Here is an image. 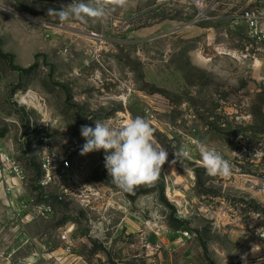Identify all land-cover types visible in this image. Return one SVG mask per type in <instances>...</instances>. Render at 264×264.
Masks as SVG:
<instances>
[{"label": "rangeland", "instance_id": "obj_1", "mask_svg": "<svg viewBox=\"0 0 264 264\" xmlns=\"http://www.w3.org/2000/svg\"><path fill=\"white\" fill-rule=\"evenodd\" d=\"M199 1L130 0L102 22L62 23L49 9L72 0H0V131L21 128L29 147L43 127L72 166L41 185L29 147L23 203L0 201V264H264V65L243 22L264 0ZM29 92L41 106L21 103ZM137 116L168 158L126 191L104 176L103 150L80 155V129ZM197 141L229 176L206 173Z\"/></svg>", "mask_w": 264, "mask_h": 264}, {"label": "clouds", "instance_id": "obj_2", "mask_svg": "<svg viewBox=\"0 0 264 264\" xmlns=\"http://www.w3.org/2000/svg\"><path fill=\"white\" fill-rule=\"evenodd\" d=\"M129 4L130 0H72L58 11L49 9V15L57 16L62 23L73 20L102 22L112 11L126 8ZM154 132L151 121L140 116L129 117L119 126L95 120V127L81 126L80 134L85 143L80 155L103 150L108 176L123 190L131 191L140 185H152L158 180L168 158V152L158 144ZM196 147L201 165L208 175L227 177L231 174L230 162L215 147L203 141H197ZM174 155L191 158L184 149Z\"/></svg>", "mask_w": 264, "mask_h": 264}, {"label": "built area", "instance_id": "obj_3", "mask_svg": "<svg viewBox=\"0 0 264 264\" xmlns=\"http://www.w3.org/2000/svg\"><path fill=\"white\" fill-rule=\"evenodd\" d=\"M243 22L247 29L249 37L261 48L264 46V10H250L243 16ZM259 48V49H260ZM262 63L264 65V52H262ZM37 136L29 142L31 149L37 150L39 153L40 167L44 173L43 183L41 185H49L54 182H60L67 178L68 173L72 170L66 154L59 152L51 145V139L48 133L42 128H38ZM26 137H21L24 141ZM13 174L20 181L24 179L23 170L20 166L7 154L0 153V181L5 179L6 175ZM68 174V175H66ZM71 176V175H70ZM71 181H74L71 177ZM37 214L47 218L51 215V208L42 206L37 208ZM187 235V233H185ZM255 235L259 239H264V231H256ZM65 243V251L71 252V245L68 238H63Z\"/></svg>", "mask_w": 264, "mask_h": 264}, {"label": "crops", "instance_id": "obj_4", "mask_svg": "<svg viewBox=\"0 0 264 264\" xmlns=\"http://www.w3.org/2000/svg\"><path fill=\"white\" fill-rule=\"evenodd\" d=\"M261 52H264V46L261 47ZM21 129V128H19ZM19 129L16 127H8L7 131H4L3 135L0 136V153L7 154L11 157L22 169L26 166L25 163L31 155H34L29 151L28 144L21 141L19 138ZM37 133H35L36 138ZM25 137V136H24ZM33 137L30 136L31 141ZM31 158V157H30ZM22 182V181H21ZM26 189L20 183V180L13 174L6 175L5 179L0 181V201H4L7 198L5 205H8L9 212L11 210H18V204H22L25 199ZM8 211V210H7Z\"/></svg>", "mask_w": 264, "mask_h": 264}, {"label": "bare ground", "instance_id": "obj_5", "mask_svg": "<svg viewBox=\"0 0 264 264\" xmlns=\"http://www.w3.org/2000/svg\"><path fill=\"white\" fill-rule=\"evenodd\" d=\"M196 3H200V1L199 0H194ZM28 95H29V99L28 98H26V96H22V98H20L21 99V103H34V104H37V105H39V106H41V104L39 103V99H38V97L35 95V94H33V93H28Z\"/></svg>", "mask_w": 264, "mask_h": 264}, {"label": "trees", "instance_id": "obj_6", "mask_svg": "<svg viewBox=\"0 0 264 264\" xmlns=\"http://www.w3.org/2000/svg\"><path fill=\"white\" fill-rule=\"evenodd\" d=\"M2 56H5V55H3V54H1ZM31 67L32 66H30V67H28V68H22V69H17V70H19V71H21V72H27V71H29L30 69H31ZM3 131H0V136H2L3 135ZM103 174H104V176L106 177V178H110L108 175H107V170L106 169H104L103 170Z\"/></svg>", "mask_w": 264, "mask_h": 264}, {"label": "water", "instance_id": "obj_7", "mask_svg": "<svg viewBox=\"0 0 264 264\" xmlns=\"http://www.w3.org/2000/svg\"><path fill=\"white\" fill-rule=\"evenodd\" d=\"M15 264H17V263H15Z\"/></svg>", "mask_w": 264, "mask_h": 264}]
</instances>
